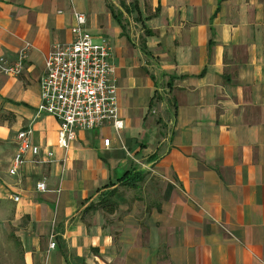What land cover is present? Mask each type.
<instances>
[{
	"label": "crops",
	"instance_id": "crops-1",
	"mask_svg": "<svg viewBox=\"0 0 264 264\" xmlns=\"http://www.w3.org/2000/svg\"><path fill=\"white\" fill-rule=\"evenodd\" d=\"M73 10L111 45L123 129L79 131L64 153L37 109ZM22 52L18 77L0 73L10 264H264V0H0V58ZM23 129L39 154L9 176Z\"/></svg>",
	"mask_w": 264,
	"mask_h": 264
},
{
	"label": "built area",
	"instance_id": "built-area-1",
	"mask_svg": "<svg viewBox=\"0 0 264 264\" xmlns=\"http://www.w3.org/2000/svg\"><path fill=\"white\" fill-rule=\"evenodd\" d=\"M71 41L54 44L46 57L44 73L40 78V105L38 114L55 118L59 129L57 147L66 153L76 140L79 131H93L111 125L119 133L123 122L119 118L117 84L113 74L112 48L105 38L95 39L87 30L86 16L72 11ZM26 53L22 52L14 64L0 58V73L18 77L24 68ZM32 132L20 130L16 136L18 150L12 158L9 176H15L25 163L28 152L38 156L37 147H29ZM110 140H104L109 147ZM49 157L53 154L49 153ZM39 192L45 191L44 183H37ZM18 197L13 198L18 202ZM53 239L49 249L53 250Z\"/></svg>",
	"mask_w": 264,
	"mask_h": 264
},
{
	"label": "trees",
	"instance_id": "trees-1",
	"mask_svg": "<svg viewBox=\"0 0 264 264\" xmlns=\"http://www.w3.org/2000/svg\"><path fill=\"white\" fill-rule=\"evenodd\" d=\"M143 175L141 173H132L120 179V185L133 188L136 183L141 182ZM106 198V197H105ZM104 198V199H105ZM104 202H100L99 205H102ZM107 211H113V209H107Z\"/></svg>",
	"mask_w": 264,
	"mask_h": 264
},
{
	"label": "rangeland",
	"instance_id": "rangeland-1",
	"mask_svg": "<svg viewBox=\"0 0 264 264\" xmlns=\"http://www.w3.org/2000/svg\"><path fill=\"white\" fill-rule=\"evenodd\" d=\"M2 236H1V238H4ZM2 243H3V246L2 245L0 246V250H1L0 254H9V255L7 257V260L5 258L1 259L0 264H10V251L8 250V247H7V245H10V239L8 240V244H6V241L2 242Z\"/></svg>",
	"mask_w": 264,
	"mask_h": 264
}]
</instances>
